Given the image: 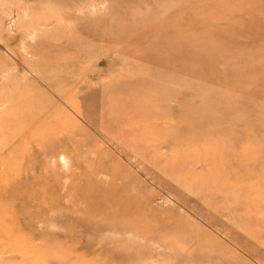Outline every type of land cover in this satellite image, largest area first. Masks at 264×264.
<instances>
[{
  "label": "rangeland",
  "instance_id": "1",
  "mask_svg": "<svg viewBox=\"0 0 264 264\" xmlns=\"http://www.w3.org/2000/svg\"><path fill=\"white\" fill-rule=\"evenodd\" d=\"M0 264H264V0H0Z\"/></svg>",
  "mask_w": 264,
  "mask_h": 264
}]
</instances>
